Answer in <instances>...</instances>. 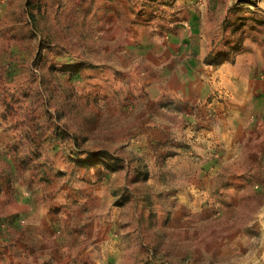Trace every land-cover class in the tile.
I'll use <instances>...</instances> for the list:
<instances>
[{
    "label": "rangeland",
    "instance_id": "rangeland-1",
    "mask_svg": "<svg viewBox=\"0 0 264 264\" xmlns=\"http://www.w3.org/2000/svg\"><path fill=\"white\" fill-rule=\"evenodd\" d=\"M0 264H264V0H0Z\"/></svg>",
    "mask_w": 264,
    "mask_h": 264
}]
</instances>
